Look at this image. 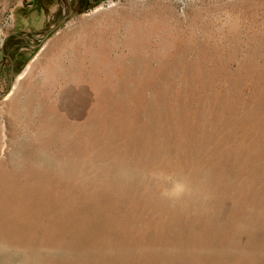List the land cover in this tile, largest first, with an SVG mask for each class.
Masks as SVG:
<instances>
[{"label": "rangeland", "instance_id": "obj_1", "mask_svg": "<svg viewBox=\"0 0 264 264\" xmlns=\"http://www.w3.org/2000/svg\"><path fill=\"white\" fill-rule=\"evenodd\" d=\"M40 2L0 0V264H264V0ZM64 32L96 68L14 120Z\"/></svg>", "mask_w": 264, "mask_h": 264}, {"label": "bare ground", "instance_id": "obj_2", "mask_svg": "<svg viewBox=\"0 0 264 264\" xmlns=\"http://www.w3.org/2000/svg\"><path fill=\"white\" fill-rule=\"evenodd\" d=\"M68 33L69 32H64L59 36L57 45L58 50L52 49L45 55L44 61L38 63L36 69L30 74L28 73L33 64H29L23 72L22 77L16 80L11 95L16 93V90L23 82L29 80L32 75H35L36 71L41 75L39 82L28 87L21 100L13 104L12 116L14 120L31 114L43 104L41 100L42 96L50 93L47 85L48 82L57 84V82L63 80L65 75L69 73L82 74L86 67H90V69L96 68L92 61L95 51L89 47L90 37L88 38L87 36L83 43L84 35L82 33V35L71 37H68ZM90 50L93 51L92 54ZM101 50L103 53L105 52V49L98 47V52ZM67 52L69 53L68 56H66ZM105 58L106 55L103 54L102 60ZM87 62H89V65H87ZM90 71L92 72V70ZM91 74L94 73L92 72Z\"/></svg>", "mask_w": 264, "mask_h": 264}, {"label": "trees", "instance_id": "obj_3", "mask_svg": "<svg viewBox=\"0 0 264 264\" xmlns=\"http://www.w3.org/2000/svg\"><path fill=\"white\" fill-rule=\"evenodd\" d=\"M38 5H40L41 4V2H40V0H34ZM95 1V0H94ZM10 46H13L12 44H10ZM9 58H10V60H13L12 59V57L11 56H9ZM3 68V67H2ZM2 68H1V70H2ZM0 70V71H1ZM3 70H5V69H3Z\"/></svg>", "mask_w": 264, "mask_h": 264}, {"label": "water", "instance_id": "obj_4", "mask_svg": "<svg viewBox=\"0 0 264 264\" xmlns=\"http://www.w3.org/2000/svg\"><path fill=\"white\" fill-rule=\"evenodd\" d=\"M63 20L64 19H62L56 26H55V28L58 26V25H60L62 22H63Z\"/></svg>", "mask_w": 264, "mask_h": 264}]
</instances>
